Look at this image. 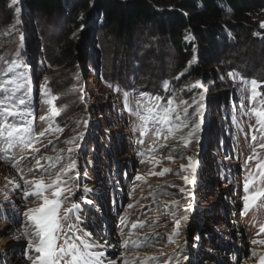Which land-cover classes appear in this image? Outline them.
Masks as SVG:
<instances>
[{
    "label": "rangeland",
    "instance_id": "rangeland-1",
    "mask_svg": "<svg viewBox=\"0 0 264 264\" xmlns=\"http://www.w3.org/2000/svg\"><path fill=\"white\" fill-rule=\"evenodd\" d=\"M155 1L164 5L158 11L172 6L168 0ZM84 17L78 26L67 27L64 19L36 14L27 0H0V81L12 78L2 71L5 61L26 66L15 71L32 81L31 107L40 140L34 146L41 150L23 147L13 159L0 153V264H32L27 256L37 255L29 248L24 213L41 201L25 199L24 193L32 189L24 186V179H32L27 170L36 167L39 158L47 168V157L56 165L55 171L49 169L52 179L75 163L62 177L71 179L61 186L69 195L62 208L79 204V220L74 223L79 235L91 234L90 242L102 233L100 244L108 242L105 236H126L142 250H155L154 262L137 257L134 264H257L253 252L264 253V245L251 242L264 239V233L258 235L264 226V198L245 211L242 197L249 172L257 174V161L248 160L254 148L264 159V150L258 147L264 144V133L253 131L258 127L256 117L246 114L252 105L250 85L244 82H262L259 91L264 92V11L250 18L241 41L231 40L216 62L202 53L192 31L185 38L192 57L183 63L171 42L151 26H139L125 42L103 34L97 13L82 21ZM221 19L230 20L232 15L225 13ZM201 61L208 65L207 80L190 73ZM46 78L52 95L58 97L53 102L59 112L55 116L53 105L42 95ZM196 81L203 87H194ZM142 93L162 97L161 105L169 99L177 104L187 101L177 110L187 107L190 114L202 104V116L190 115L186 121L200 124L197 138L171 153L157 148L164 139L157 138L151 123L142 136L135 115L137 103L146 104ZM169 155L173 159H166ZM165 168L171 171L152 174ZM235 227L242 233L239 241Z\"/></svg>",
    "mask_w": 264,
    "mask_h": 264
},
{
    "label": "snow or ice",
    "instance_id": "snow-or-ice-1",
    "mask_svg": "<svg viewBox=\"0 0 264 264\" xmlns=\"http://www.w3.org/2000/svg\"><path fill=\"white\" fill-rule=\"evenodd\" d=\"M17 12H19V9H17ZM261 27H264V22H262ZM22 39L23 37H21V41ZM20 46H23L22 43ZM0 60H3V57H0ZM5 64L6 67L2 71L12 74V78L0 81V141L4 143L2 150L7 152L19 146L39 153L41 151L40 148L34 146L40 140L37 138L34 129V116L31 107V78L24 73L15 71L26 67L22 63L5 61ZM229 75L232 76L234 74L229 73ZM244 83L250 85L251 95L249 96V103L252 105L246 114L256 117L258 127L254 128L253 131L258 130L264 133V92L259 91L262 82L251 80ZM163 86L167 90L169 87L168 82L165 81ZM193 86L203 87L200 81H196ZM42 95L46 98V103L49 105H53V102L58 99L57 96L52 95L51 88L47 86V78L45 85L42 86ZM127 96L128 93H125L126 100ZM141 96L146 101V104L138 102L135 112V115L141 121V135H145L148 130L147 126L151 123L158 139L163 138L165 141L169 138L172 140L179 139L183 141L186 147L191 142L190 139H186L179 134L184 129L190 128L191 130L187 132V136L191 138L199 130V123L189 125L186 121L190 115L199 114L202 116L201 108L203 105L200 104L195 109V112L190 114L187 111V107L177 110L179 104L187 106V101L180 100L179 104H177L175 100L169 99L165 105H161L159 101L163 98L160 96L151 97L146 93H142ZM201 99H203V96H201ZM181 112H183V119H181ZM51 113L53 116L59 114L54 105L51 108ZM40 119L44 120L46 118L41 117ZM58 130L63 131L62 129ZM164 131H166L167 135L162 136ZM46 132L47 130L40 132L38 137L43 138ZM79 135L82 137L83 134ZM261 138H264V136ZM74 140L75 138L68 141V143H73ZM252 140L256 144L257 137L253 135ZM139 142L143 143V140ZM168 146L167 144L161 145L162 148ZM258 147L264 150V144H259ZM68 151H72V149H68ZM46 159L49 161L47 168L37 160L36 167L29 169L27 174L32 179H24V186L32 189V191L24 193L25 199L32 196L41 201L37 207L28 208L24 213L28 220L25 235L29 238V248L37 254L34 258L32 256H27V258L31 260L32 264H101L103 253L93 250L99 245L87 239L91 234H78L79 229L74 221L79 220V204L72 203L70 207L62 208V203L67 202L69 195L64 194L61 186L71 183V179L65 181L62 177L75 167V163L72 162L67 168L57 171L55 179H52L49 169L55 171L56 165L52 163V157H47ZM60 159L62 157H57V161ZM166 159H173V157L169 155ZM248 160L257 161V174L249 172L248 178L244 181L243 189L245 195L242 199L245 211L255 206L261 198H264V159H260V153L256 152L254 148L253 155ZM189 161H191V157H189ZM156 163H159V161ZM188 167H191L193 171L195 170V166L192 163ZM18 171L22 173V170L18 169ZM169 171L171 169L165 168L160 173L152 174L163 175ZM37 173H40L39 178H36ZM45 173H49V175L46 177ZM78 176L79 174L77 173V179ZM137 179H141V177L137 176ZM16 187L19 188L21 185L16 184ZM70 191L69 189L68 192L70 193ZM85 191H89V189L85 188ZM46 193H50V195ZM88 202L90 203V201ZM131 207L133 206L129 205V208ZM177 224H179V221H177ZM137 226L136 224L132 225L133 228ZM139 226L142 227L143 224L141 223ZM260 233H264V226L260 228L258 235ZM251 243L253 245H264V239H253ZM127 244L128 241H125V247H127ZM134 246L139 247L142 245L134 244ZM253 255L257 257V264H264V253L254 251ZM109 264H114V262L110 261ZM125 264H127V261H125Z\"/></svg>",
    "mask_w": 264,
    "mask_h": 264
},
{
    "label": "trees",
    "instance_id": "trees-1",
    "mask_svg": "<svg viewBox=\"0 0 264 264\" xmlns=\"http://www.w3.org/2000/svg\"><path fill=\"white\" fill-rule=\"evenodd\" d=\"M168 1L171 8L162 11L157 8L164 5L155 0H27V3L38 15L64 19L67 27L78 26L81 16H85L84 21L95 12L100 16L103 34L125 42H130L139 26H151L171 42L183 63L192 57L185 40L189 32L200 41L202 53L216 62L231 40L241 41L240 33L245 34L250 18L264 11V0ZM225 13L231 14L232 19L222 20ZM82 38L89 39L88 31ZM207 67V62L201 61L191 66L190 73L207 80Z\"/></svg>",
    "mask_w": 264,
    "mask_h": 264
},
{
    "label": "bare ground",
    "instance_id": "bare-ground-1",
    "mask_svg": "<svg viewBox=\"0 0 264 264\" xmlns=\"http://www.w3.org/2000/svg\"><path fill=\"white\" fill-rule=\"evenodd\" d=\"M182 117H183V112H181V118ZM185 132H186V129H184V131L181 132L179 135H183L186 139H190V141L197 138V135H198L197 132H195L194 136L191 138H189L187 136V133H185ZM164 144H167L169 146L166 148H162L161 145H164ZM156 146L158 149H161L162 151H168L171 153L181 151L185 147L183 144V141H180L179 139L172 140L171 138H169L167 141L161 140V141L157 142ZM3 148H4V143H3V141H0V153H3L7 159H13V158H17L20 155V152H21L23 147L17 146L15 148L10 149L7 152L3 151L2 150ZM38 160L40 161V163H43V161H45L42 158H39ZM34 168H29V169H34ZM29 169L27 170V172H29ZM234 235L236 236V239H238V241H239L240 238L242 237L241 230H239L238 228L235 227L234 228ZM101 238L104 239V235L102 233L100 234V237L97 236V237H95L94 240H92V243L98 242V245L108 247L107 248L108 250L107 249L105 250L104 248H101L99 250V252L103 253V256H101V264H109L110 261L114 262V264H125V261H127V264H134L135 260L137 261V259H136L137 257H139V258L144 257V260H146V261H153V259H154V255H155L154 251L155 250H153V249L152 250H142L140 246L139 247L134 246V244H138V243H136L132 239H129L126 236H119L116 239H111V238L105 236V238L107 239L105 241H108L105 244L99 243V240ZM125 241H128L127 247H125ZM106 251H108L109 253H107ZM105 254H107V255H105ZM149 258H153V259H149ZM185 258H186V256L182 255L181 261L185 260ZM177 259H179V257ZM138 261H139V259H138Z\"/></svg>",
    "mask_w": 264,
    "mask_h": 264
}]
</instances>
